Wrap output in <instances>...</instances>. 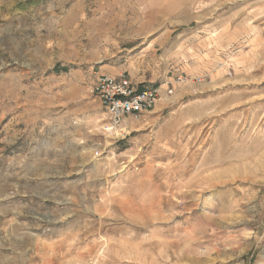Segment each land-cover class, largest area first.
<instances>
[{"label": "rangeland", "instance_id": "1", "mask_svg": "<svg viewBox=\"0 0 264 264\" xmlns=\"http://www.w3.org/2000/svg\"><path fill=\"white\" fill-rule=\"evenodd\" d=\"M0 264H264V0H0Z\"/></svg>", "mask_w": 264, "mask_h": 264}, {"label": "built area", "instance_id": "2", "mask_svg": "<svg viewBox=\"0 0 264 264\" xmlns=\"http://www.w3.org/2000/svg\"><path fill=\"white\" fill-rule=\"evenodd\" d=\"M161 86L141 88L125 75L100 74L90 89L108 115L109 130L122 129L126 117H137L150 110L161 97ZM171 87L166 93L171 95Z\"/></svg>", "mask_w": 264, "mask_h": 264}]
</instances>
